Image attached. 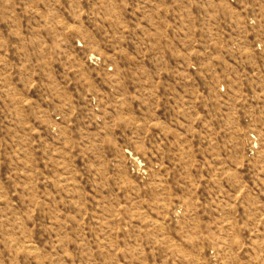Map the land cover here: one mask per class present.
<instances>
[{"label":"rangeland","instance_id":"374dc122","mask_svg":"<svg viewBox=\"0 0 264 264\" xmlns=\"http://www.w3.org/2000/svg\"><path fill=\"white\" fill-rule=\"evenodd\" d=\"M0 264H264V0H0Z\"/></svg>","mask_w":264,"mask_h":264}]
</instances>
